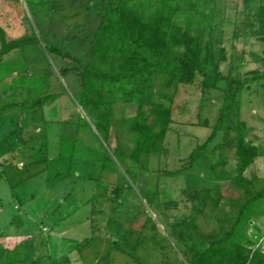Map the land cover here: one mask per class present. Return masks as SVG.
Wrapping results in <instances>:
<instances>
[{
	"label": "rangeland",
	"instance_id": "rangeland-1",
	"mask_svg": "<svg viewBox=\"0 0 264 264\" xmlns=\"http://www.w3.org/2000/svg\"><path fill=\"white\" fill-rule=\"evenodd\" d=\"M203 6L192 33L210 43L209 85L156 84L173 95V121L160 152L135 161L124 123L135 106L117 100L100 128L72 69L88 63L104 1L0 0L5 39L25 37L0 56V264H186L230 229L264 252V193L252 200L264 192V44L244 0ZM216 71L246 79L239 119L257 156L243 187L223 132L195 149L217 124L226 81Z\"/></svg>",
	"mask_w": 264,
	"mask_h": 264
},
{
	"label": "trees",
	"instance_id": "trees-1",
	"mask_svg": "<svg viewBox=\"0 0 264 264\" xmlns=\"http://www.w3.org/2000/svg\"><path fill=\"white\" fill-rule=\"evenodd\" d=\"M52 1L39 0V3ZM102 1L104 8L98 11L100 20L93 33L88 63L72 68L80 76L79 96L97 125L106 130L110 128L113 105L117 100L134 105V114L124 120L129 132L135 135L129 156L135 161L146 160L149 155L160 152L173 121V95L156 90V84L176 90L178 85L192 84L196 76H201L202 84L209 85L206 78L209 76L210 43L202 46L192 29L200 17L197 8L207 6L210 0H194L193 3L191 0ZM244 2L245 9L252 12L249 25L254 27V33L264 44V0ZM24 40L25 37L6 40L0 28V56ZM202 54L204 62L201 61ZM220 57L224 59L222 52ZM73 59L79 62L77 58ZM213 77L216 81H226L222 105L217 124L195 149L205 148L219 131L223 132L227 140L224 146H233L236 155L232 179L243 187L246 182L243 173L257 156L254 144L245 139L244 123L239 119L240 97L246 79L237 78L230 72L224 76L217 71ZM231 133L234 135L230 137ZM36 144L34 142L33 147ZM39 148L45 150L44 145ZM189 158L192 165L195 150ZM45 160L42 156L31 161ZM263 193L252 200H257ZM14 219L21 226L19 217L14 216ZM232 232L230 229L222 238L211 240L205 248L191 254L186 264H264V252L232 241Z\"/></svg>",
	"mask_w": 264,
	"mask_h": 264
}]
</instances>
